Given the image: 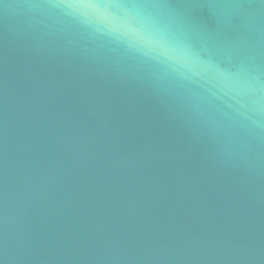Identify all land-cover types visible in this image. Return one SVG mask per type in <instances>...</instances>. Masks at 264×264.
Segmentation results:
<instances>
[{
  "label": "water",
  "instance_id": "water-1",
  "mask_svg": "<svg viewBox=\"0 0 264 264\" xmlns=\"http://www.w3.org/2000/svg\"><path fill=\"white\" fill-rule=\"evenodd\" d=\"M0 264H264V0H0Z\"/></svg>",
  "mask_w": 264,
  "mask_h": 264
}]
</instances>
